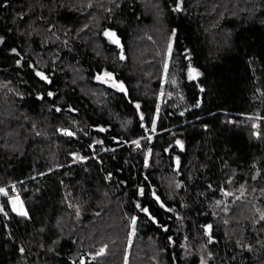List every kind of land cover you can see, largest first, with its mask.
Returning a JSON list of instances; mask_svg holds the SVG:
<instances>
[{
    "label": "trees",
    "instance_id": "obj_1",
    "mask_svg": "<svg viewBox=\"0 0 264 264\" xmlns=\"http://www.w3.org/2000/svg\"><path fill=\"white\" fill-rule=\"evenodd\" d=\"M0 81V264H264V0H0Z\"/></svg>",
    "mask_w": 264,
    "mask_h": 264
},
{
    "label": "rangeland",
    "instance_id": "obj_2",
    "mask_svg": "<svg viewBox=\"0 0 264 264\" xmlns=\"http://www.w3.org/2000/svg\"><path fill=\"white\" fill-rule=\"evenodd\" d=\"M232 1L236 2L237 0H232ZM106 36L110 42H113L115 44L116 39L112 33L106 32ZM162 40L164 41V39H162ZM147 44H148V41L146 39H144V40L140 39V43H139V45H137L136 49L142 50L143 48H145V45H147ZM166 46H167V50H166L167 52L165 51V54H162V55L159 53H147L146 54V56L144 57L145 62H144L143 69H142V71H143V73L141 75L142 77H139V78L132 77L131 78V90L134 93L139 92L140 89L146 87L145 84H148L146 82V79H148V77H143L145 72H152V71H158L159 72L160 69H163V67L165 69L166 64H163V60H164L163 58H164V56L166 57V59H168L170 57V55L168 54L169 53L168 43H166ZM97 53H98V51H97ZM113 61H116L117 63L112 64ZM118 61H119L118 59L113 60V59H110V58L104 56L103 63L109 64L108 66H110L112 68V70H115L118 68V65H117ZM113 66H115V67H113ZM103 70L104 71H102V73L96 77L95 81L98 85H100L101 87L103 86L102 88H104V89L108 88V89L114 90V91H119V90H123L125 92L128 91L122 82H119V83L116 82L114 74L112 71L105 70V68ZM40 76L42 77V75H40ZM78 78H76V79H78ZM144 78H146V79H144ZM7 88H8L7 85L0 81V89L6 90ZM85 88H87V89L89 88L90 92L93 91L92 88L89 87L88 85ZM99 90L101 93L105 92L101 88ZM152 90L153 89L149 86V91L152 92ZM135 95H137V94H135ZM161 97H162V95H159L158 100H160ZM137 147L142 149L140 144H137ZM0 189L3 190V192H0V197L1 196L4 197L5 190H4V188H0ZM8 202L10 204L11 210H13L12 211L13 213L19 214V215H22V214H20L21 212L25 213V211H24L25 209L23 207L22 201L20 200V198L17 195H13L11 197H8ZM14 208H15V210H14ZM123 248H124L123 257H121V255L119 253V249H118V253H117V255H115L114 264L115 263L117 264L118 262H120V264H128L127 259H128V256L130 255V250L132 248V240L127 239L123 244ZM120 252H121V250H120ZM121 258H122V260H121Z\"/></svg>",
    "mask_w": 264,
    "mask_h": 264
},
{
    "label": "snow or ice",
    "instance_id": "obj_3",
    "mask_svg": "<svg viewBox=\"0 0 264 264\" xmlns=\"http://www.w3.org/2000/svg\"><path fill=\"white\" fill-rule=\"evenodd\" d=\"M69 134H70V133H69ZM0 192H3V190H2V189H0ZM14 210H15V208H14ZM145 211H146V210H145ZM20 214H22V215H23L24 213H23V212H21ZM133 224H135V219H133ZM103 251H104V250H103V249H101V250H100V253H98V254H102V253H103Z\"/></svg>",
    "mask_w": 264,
    "mask_h": 264
},
{
    "label": "water",
    "instance_id": "obj_4",
    "mask_svg": "<svg viewBox=\"0 0 264 264\" xmlns=\"http://www.w3.org/2000/svg\"><path fill=\"white\" fill-rule=\"evenodd\" d=\"M99 130H101L102 132L104 131V130H102V129H100V128H98Z\"/></svg>",
    "mask_w": 264,
    "mask_h": 264
}]
</instances>
